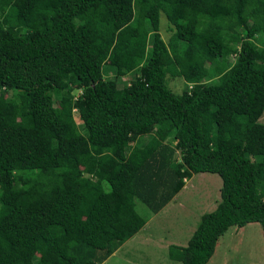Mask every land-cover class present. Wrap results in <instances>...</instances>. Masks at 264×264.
I'll return each instance as SVG.
<instances>
[{
    "label": "trees",
    "instance_id": "obj_1",
    "mask_svg": "<svg viewBox=\"0 0 264 264\" xmlns=\"http://www.w3.org/2000/svg\"><path fill=\"white\" fill-rule=\"evenodd\" d=\"M263 117L264 0H0V264H101L201 172L220 198L170 259L250 222L264 240Z\"/></svg>",
    "mask_w": 264,
    "mask_h": 264
},
{
    "label": "rangeland",
    "instance_id": "obj_2",
    "mask_svg": "<svg viewBox=\"0 0 264 264\" xmlns=\"http://www.w3.org/2000/svg\"><path fill=\"white\" fill-rule=\"evenodd\" d=\"M37 25L38 19L30 21L27 24V30H32ZM172 27L166 20L165 15L161 13L160 34L165 41L173 33ZM234 42L238 43L237 40H234ZM149 44V37H144L142 41V56L145 55ZM228 59L227 63L231 64L235 59V55L230 56ZM113 74V71L105 61L103 68L104 78H111ZM133 76L134 71L130 69L123 77L119 78V88L122 89L126 86ZM167 84L173 91L180 92L185 81L181 75L169 70L167 73ZM80 92V89L73 88L72 95L74 99ZM6 95L10 97V93ZM54 105L60 107L66 114L72 115L78 127L81 128L82 122L77 109L71 105H63L58 97L55 99ZM261 120H264V117ZM169 142L172 145L175 143L172 139ZM261 142L260 139L253 144L252 159H255L262 148ZM174 159L178 160V154L175 155ZM220 187L221 178L217 174L196 173L192 179L186 180L183 194L168 203L158 215L156 214L154 218L150 219L145 229L163 239L168 238V240L185 242L190 237L193 228L196 227L200 213L203 210L212 208L215 204L214 202L220 198ZM261 194L264 198V192H261ZM182 202L184 203L183 205ZM136 210L142 215L148 213V209L139 201H136ZM149 231L147 232L150 233ZM143 236H145L144 229L131 238L129 243L126 242L115 254L103 261L102 264H181L170 259L165 249L166 246L160 247V242H151V240L143 241ZM157 240L158 238H156ZM207 264H264V240L261 225L258 222H250L243 227H230L219 238L214 253Z\"/></svg>",
    "mask_w": 264,
    "mask_h": 264
},
{
    "label": "crops",
    "instance_id": "obj_3",
    "mask_svg": "<svg viewBox=\"0 0 264 264\" xmlns=\"http://www.w3.org/2000/svg\"><path fill=\"white\" fill-rule=\"evenodd\" d=\"M195 176V174H193L189 179H192L193 177ZM184 187H185V185H184ZM183 187V188H184ZM183 188L168 202V203H170L171 201H173V200H175L176 199V197H178L179 198V195H182L183 194V192H184V190H183ZM185 198V197H184ZM181 200V199H180ZM179 200V202H181ZM218 200H219V198H218ZM167 203V204H168ZM215 204L213 205V207L212 208H210L209 210L207 209V210H203V212L202 213H204V212H207V211H211V210H213L215 207H216V205H217V201H215L214 202ZM166 204V205H167ZM184 203L182 202V205H183ZM166 205L161 209V210H163L165 207H166ZM160 210V211H161ZM159 211V212H160ZM159 212L157 213V215L159 214ZM202 213H200V215L202 214ZM200 215H199V217H200ZM156 216V214H154L153 216H151L150 217V219H152V218H154ZM150 219H149V221H150ZM149 221L147 222V223H149ZM146 223V224H147ZM195 228H193V230H194ZM145 230V236H143V241L144 240H147V241H150L151 240V242H160V247H164V246H166V250H167V248H168V245H170V244H176V245H181V246H185L186 244H187V241L188 240H186L185 242H182V241H176V240H168V238H165V239H163V238H161V237H159L158 235H154V233L153 234H151V233H148L147 232V230L146 229H144ZM193 230H192V232H193ZM140 231H138L136 234H138ZM136 234H134L132 237H130L128 240H126L113 254H115L119 249H121L122 247H123V245L126 243V242H128L129 243V240H131V238H133ZM156 238H158V240L156 241ZM140 239H142V238H140ZM189 239V238H188ZM127 245V244H126ZM155 245H156V243H155ZM112 254V255H113ZM111 255V256H112ZM108 259V258H107ZM103 263V262H102ZM101 263V264H102ZM137 263V262H136Z\"/></svg>",
    "mask_w": 264,
    "mask_h": 264
}]
</instances>
